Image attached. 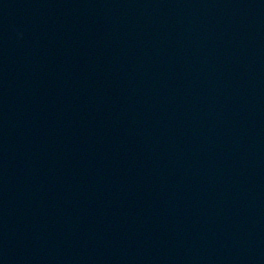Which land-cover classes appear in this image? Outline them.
I'll return each instance as SVG.
<instances>
[{
	"label": "water",
	"instance_id": "1",
	"mask_svg": "<svg viewBox=\"0 0 264 264\" xmlns=\"http://www.w3.org/2000/svg\"><path fill=\"white\" fill-rule=\"evenodd\" d=\"M0 264H264V0H0Z\"/></svg>",
	"mask_w": 264,
	"mask_h": 264
}]
</instances>
